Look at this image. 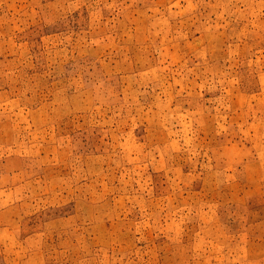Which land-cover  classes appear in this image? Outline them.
I'll list each match as a JSON object with an SVG mask.
<instances>
[{"label":"rangeland","instance_id":"374dc122","mask_svg":"<svg viewBox=\"0 0 264 264\" xmlns=\"http://www.w3.org/2000/svg\"><path fill=\"white\" fill-rule=\"evenodd\" d=\"M0 264H264V0H0Z\"/></svg>","mask_w":264,"mask_h":264}]
</instances>
